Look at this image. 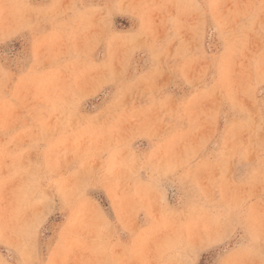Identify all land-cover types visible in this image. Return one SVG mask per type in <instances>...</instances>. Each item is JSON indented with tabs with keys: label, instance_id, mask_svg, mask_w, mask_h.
Here are the masks:
<instances>
[{
	"label": "rangeland",
	"instance_id": "374dc122",
	"mask_svg": "<svg viewBox=\"0 0 264 264\" xmlns=\"http://www.w3.org/2000/svg\"><path fill=\"white\" fill-rule=\"evenodd\" d=\"M0 264H264V0H0Z\"/></svg>",
	"mask_w": 264,
	"mask_h": 264
}]
</instances>
